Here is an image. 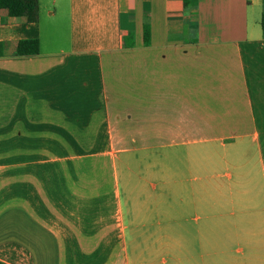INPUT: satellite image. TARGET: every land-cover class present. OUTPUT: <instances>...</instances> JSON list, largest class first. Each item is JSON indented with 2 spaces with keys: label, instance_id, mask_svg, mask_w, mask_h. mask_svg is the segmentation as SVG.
<instances>
[{
  "label": "crops",
  "instance_id": "0c3cea01",
  "mask_svg": "<svg viewBox=\"0 0 264 264\" xmlns=\"http://www.w3.org/2000/svg\"><path fill=\"white\" fill-rule=\"evenodd\" d=\"M263 15L264 0L0 10V263L264 264ZM22 40L39 53L17 56Z\"/></svg>",
  "mask_w": 264,
  "mask_h": 264
},
{
  "label": "trees",
  "instance_id": "16d2710c",
  "mask_svg": "<svg viewBox=\"0 0 264 264\" xmlns=\"http://www.w3.org/2000/svg\"><path fill=\"white\" fill-rule=\"evenodd\" d=\"M0 10H5L11 17L23 18L26 22H35L38 18V0H0ZM261 29L264 35V15L261 18ZM149 32L144 31L145 43ZM39 53L37 40H22L16 46L17 56H33ZM2 264V263H0Z\"/></svg>",
  "mask_w": 264,
  "mask_h": 264
}]
</instances>
